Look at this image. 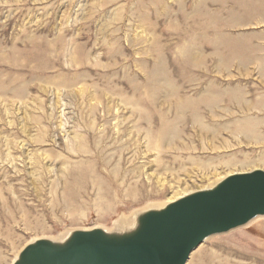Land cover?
<instances>
[{
	"label": "rangeland",
	"instance_id": "374dc122",
	"mask_svg": "<svg viewBox=\"0 0 264 264\" xmlns=\"http://www.w3.org/2000/svg\"><path fill=\"white\" fill-rule=\"evenodd\" d=\"M245 78L264 79V0H0V264L31 237L264 168V120L175 140L200 105L238 95L225 80ZM158 132L168 147L148 150ZM98 147L121 153L122 189L57 196L61 170L90 167ZM216 262L264 264V217L209 235L186 264Z\"/></svg>",
	"mask_w": 264,
	"mask_h": 264
},
{
	"label": "water",
	"instance_id": "95a60500",
	"mask_svg": "<svg viewBox=\"0 0 264 264\" xmlns=\"http://www.w3.org/2000/svg\"><path fill=\"white\" fill-rule=\"evenodd\" d=\"M257 215H264V168L259 167L141 208L128 226L75 227L61 238L35 237L11 264H186L206 237Z\"/></svg>",
	"mask_w": 264,
	"mask_h": 264
},
{
	"label": "bare ground",
	"instance_id": "6f19581e",
	"mask_svg": "<svg viewBox=\"0 0 264 264\" xmlns=\"http://www.w3.org/2000/svg\"><path fill=\"white\" fill-rule=\"evenodd\" d=\"M224 82L227 85L226 88L230 87L234 91L236 90L238 92V95H236L235 97L226 94L223 95L214 104L200 105L199 119L198 118L193 119L190 118V116H185L182 120H180L179 123L180 132L178 133V135H176L177 139L175 138V140H178V142L185 144L186 140L209 137L211 141L218 138L219 133H221L223 129H227L226 131L232 132L235 128V125L243 124L244 122L247 121H255L257 126L260 127L261 121L264 120V79L251 81L250 79L245 78L244 80L237 81L236 83L233 82L232 79H228L225 80ZM262 122L264 124V121ZM256 124L254 123V125ZM162 135H163L162 132H158V134L156 133L155 136H153L152 134H147V141H148L147 149L152 147L155 148L156 145L157 146L161 145L163 149L164 148L166 149L168 147V143L170 142H167L165 139L168 138V136L163 138ZM173 138L171 140H173ZM149 140H154L156 142L154 146L150 145L151 141ZM170 147L172 146L170 145ZM161 151L162 150L161 149L159 150L158 148L157 153L160 154ZM87 156L91 159L90 167L79 170L78 172L76 170L70 171V168L68 166H66L64 169L61 170L60 174H58V179L62 180L63 186L60 188L61 191L55 190L57 196L73 198L76 195L86 192L88 188H91L95 192L98 200H102L104 194L108 192L110 193L111 191L113 192V190L118 188L122 189V187H119L120 184L123 183V177H124L123 175L124 171L122 172L123 169L122 160L120 157L121 153L115 151L106 152L103 148L98 147V149H95ZM120 173L123 174H121L122 175L121 179L120 178L118 179ZM3 176L8 177V174L5 173L3 174ZM221 177L222 175L214 178L204 186L214 183ZM109 179L116 182L117 188H112L110 186L109 182L111 180ZM8 190L9 187L6 184L4 185L3 183H0V192L2 191L7 192ZM183 190H184L183 188L173 189L172 194H170L169 197H167V199L158 202H151L140 208H134L130 210L128 213H121L115 219L112 220L111 225L109 226L103 225V226L106 229L128 226L132 223L133 216L137 210L144 208L146 206L162 205L165 202L172 200L189 191L188 190L183 192ZM123 191H125V187H123ZM131 191L135 192L133 189ZM9 199H11L10 196ZM108 207L109 206L98 207V209H96L98 220L105 217L106 215L105 211L108 210ZM260 217H264V215H257L253 217L251 220H249L247 223H250L253 220L258 219ZM96 224H101V223H96ZM65 231L59 232L56 235H52L51 237L61 238L64 235ZM31 238L33 239L35 237H31ZM216 264H223V262H216Z\"/></svg>",
	"mask_w": 264,
	"mask_h": 264
}]
</instances>
